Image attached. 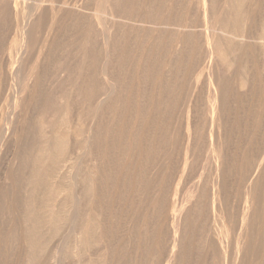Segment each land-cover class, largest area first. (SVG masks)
Masks as SVG:
<instances>
[{
    "label": "bare ground",
    "instance_id": "1",
    "mask_svg": "<svg viewBox=\"0 0 264 264\" xmlns=\"http://www.w3.org/2000/svg\"><path fill=\"white\" fill-rule=\"evenodd\" d=\"M84 1L88 5L85 8L82 4L81 10H86L75 11L76 8L70 9L75 5H71L70 15L75 19L64 20L59 28L64 34L77 22L85 28L78 26L86 35L81 42L84 44L78 47L85 56L84 61L80 58L82 69L72 74L77 75L75 82L72 79V84L61 87L70 73L63 82L58 69L62 66L65 69L68 64L63 65L66 59L53 61V57H57L59 43H66L69 37L63 40L62 35L61 42L50 38L51 42L47 37L50 43L44 44L46 47L41 45L44 53L40 61L37 58L36 68L33 66L34 75L42 79L48 70L53 75L57 68L60 77L49 73L56 79H51L46 94L37 87L44 96L42 99L38 96L40 101L31 98L39 104H33L34 111L28 110L33 113L30 112L26 123L21 122L24 125L20 124L22 129L17 135L16 124L22 114L17 106L19 98L22 99L19 82L23 80L19 79L29 61L24 57L46 39L37 42L39 38L35 36H39L38 30L46 18L54 21L57 15L60 17V11L57 0L55 4L54 0L50 4L39 0H0V34L7 35L0 37L5 38V43L3 39L0 42L5 52L10 45L15 46L14 52L13 48L10 52L14 55L18 52L16 64L11 62L15 65L13 69L7 62L9 57L0 62V171L8 161V166L3 165L7 169L0 172V180L1 183L9 180L4 190L7 195L0 192V207L10 200L11 208L6 231L1 230L6 211L0 213V262L7 254L6 249L13 247L16 250L13 264H260L255 262L249 246L260 240L262 246L258 247L264 252V231L257 229L259 221L264 222V152L260 154L264 150V128L258 130L264 125V0H195L196 19H190L198 23L197 30L189 29L190 26L181 29L186 27L182 26L186 0L181 10L180 0H141L142 4L138 0ZM136 3L135 8L141 5L138 13L133 8ZM123 10L127 15L137 10L136 14L133 12L135 16L140 15L142 22L150 21V34L155 35V41L150 35L153 42L149 41V47L145 46V39L146 48L137 45L141 49L136 47L140 51L137 54L134 46L139 41L131 40L137 21L132 20L133 27L128 21L133 15L128 18L125 15V20H121ZM179 11L183 18L176 19ZM89 13L97 16L95 22L90 20ZM59 21L58 18V25ZM74 31L75 28L71 33ZM84 35L81 34L80 40H84ZM141 35H136L140 44ZM147 35L145 38H149ZM165 45L168 48L162 49L163 57L159 56ZM66 50L65 56L69 51ZM77 50L75 47L74 51ZM131 51L132 58H128ZM14 55L11 60L15 61ZM36 55L35 58L29 55L28 59L33 61ZM26 80L21 82L23 86L29 82ZM40 83L39 86L44 85ZM247 83L259 97L256 112L263 120L254 118L255 126L251 125L250 136L247 135L250 139L245 138L248 145L241 148L239 144L231 159L230 141L234 130L242 129L236 115L242 112L238 107L244 105L241 91ZM28 88L32 90L31 86ZM24 95L26 100L32 97ZM8 108L11 110L7 117ZM126 118L134 119L135 125L139 122L138 128L128 132L124 125ZM179 126L180 136L182 133L185 138L180 145ZM238 134L241 138L242 133ZM201 136L209 146L204 144L208 147L205 153L198 142ZM11 147H14L12 157L7 160L5 154ZM207 161L210 170L202 182V168ZM252 170L254 175L250 173ZM171 176L179 177L176 185L170 182L174 186L168 183ZM186 184L192 189L191 193L187 188L186 192L192 195L187 204L183 203L190 197L183 196ZM234 193L244 197L236 215L229 206ZM237 226L244 238L242 244L238 235L237 240L226 239L228 233L233 236L230 227ZM227 240L232 241L230 247L225 244Z\"/></svg>",
    "mask_w": 264,
    "mask_h": 264
},
{
    "label": "rangeland",
    "instance_id": "2",
    "mask_svg": "<svg viewBox=\"0 0 264 264\" xmlns=\"http://www.w3.org/2000/svg\"><path fill=\"white\" fill-rule=\"evenodd\" d=\"M39 1L42 2V3H44V1H45V3L50 4L49 2H50L51 0H49V1L47 0V2H46V0H39ZM52 1H53V0H52ZM61 1H63V2L65 1V3L61 2ZM70 1H71V2H70ZM130 1H131V0H130ZM142 1H143V0H142ZM145 1H147V0H145ZM145 1H144V2H145ZM177 1H179V0H177ZM182 1H183V2H182ZM184 1H185V0H180V2H179V4H180V5H179V6H180V10L182 9V7H183L185 4H186V5H185V8H187V9H186L187 11L185 10V13H186V12H187V13H186V14L184 13V20H183V22H184L183 24H185V25H182V26H186V27H187V26H190L189 29L197 30V28H199V27L197 26L198 23H196V20H191V19H196V17H195V16H196V14H195L196 11H195V10H196V3H197L196 1H197V0H196V1H195V0H192V1H191V0H186V1H185V4H184ZM194 1H195V2H194ZM67 2H68V3H67ZM72 2H73V3H72ZM83 2H85V3H83ZM139 2L141 3V0H138V3H139ZM147 2H148V1H147ZM190 2H191V3L193 2V3L191 4ZM45 3H44V4H45ZM53 3L55 4V3H56V0H54ZM60 3H62V4H60ZM66 3H67L68 6L66 5V6H64V7H65V8H64V7H63V4H66ZM74 3H75V4H74ZM142 3H143V2H142ZM142 3H141V4H142ZM181 3H183V5H182ZM188 3H190V4H188ZM58 4H60L61 6L58 5ZM69 4H70V5H69ZM82 4H83L84 7H85V6L87 7V5H88V4H87V1H84V0H57V3H56L57 6H56V7L59 8V11H60V12H59V15H60V17H62V18H60V17L57 15V17H58L59 20H60L59 22H61V23H59L60 26L57 24V23H58V18L55 17L56 19H55L54 21H52L51 18H46V22H44L45 24L43 23L41 29L38 30V31H39V36H40V37H41L42 34L44 35V33H42L43 31L46 32V34H45L46 36H45V35H44V36L42 35L44 38H43V37L40 38L38 35H35L37 38H39V39L36 38V39H37V40H36L37 42H38L39 40L42 41V39H45V38H46L45 40H47V37H48V40L51 38L52 41H56V39L58 38V39L60 40V42H61V37H62V35L64 36V37L62 38L63 40L66 39L65 37H69V39L67 38L68 40H66V43H68L69 40H71L70 43L67 44V46H68L69 44H70V46H71V49L69 48L70 46H68V50H69V51L66 50V49H67V48H66L67 46H63V47H61L63 44L66 45V43H63V44L61 43V44H60L59 41H58L59 46H58V48H57V50H56L57 53H56V52H55V53L57 54V57L59 56L58 54H60V53H61V54L63 53V54H62L63 56H60L59 58H57V57H53V61H54L55 59H60V58H61L62 60H65V59H66V61H64V64H63V65H64V66H65V64H68V65H69V66H68V65L65 66L66 71H65V69H62L63 66H62V68L58 69V72L60 71L59 74H60L61 77L58 75L57 68L54 69L55 67H54V68L51 67V69H54V72L52 71V72H53V75L56 74V75H55L56 78H57V76H59L60 78H62V80L64 79L63 82L66 81V80H65L66 75H69L68 73H70L69 77L66 78L68 82L66 81V83H63V85H60L61 87H64V85L72 84V81L75 82V79H76V76H77V75H72V74H74V73H75V74H78V72L80 71V69H82V68H80L81 65H82V62L85 60V59H84L85 56L83 57L82 54H80V53H81V50L78 48V47H82V44H84V43H81V42H84L85 39H86V38H84L86 35H84L83 30H81V28H80V27H82V29L85 30V28H84L83 26H80L81 22H80V24L77 22V24L74 26V28H75V31H74V32L71 33V31H73L74 28H73V29H70V28H69V29L71 30V31H69L70 34H69V33L64 34L63 30H60V29L62 28V25H63L64 20H65V21H68V19H69V20H70V19H75L74 16L72 17V16L70 15V14H71V13H70V9H73V10H74V8H76L75 11L77 10V11H79V12H81V11L83 12L84 10H86V9H85L86 7L83 8V10H81V9H82V8H81V5H82ZM136 4H137V3H136ZM136 4H135V6H134L133 8H134V10L137 9L138 11H137V10H136V11H137V13H138V12H140V6H141V5H139V8H135L136 6L138 7V4H137V5H136ZM193 4H194V5H193ZM71 5H72V6L75 5V6H74V7H71ZM187 5H188V6H187ZM59 6H60V7H59ZM83 6H82V7H83ZM181 6H182V7H181ZM186 6H187V7H186ZM190 6H191L192 8H191ZM193 6H194V7H193ZM62 7H63L64 9H63ZM67 7H68V8H67ZM69 7H71V8L69 9ZM79 7H80V8H79ZM188 8H189V9H188ZM62 9H63V10H62ZM192 9H193V10H192ZM80 10H81V11H80ZM61 11H63V12H61ZM64 11H65V13L67 12L66 16H65ZM75 11H74V12H75ZM136 11H133V12H135V14H136ZM194 11H195V12H194ZM82 12H81V13H82ZM119 12H120V11H119ZM123 12H124V10L120 12L121 14H123L122 17L120 16V19H121V20H125V17L128 18V17L131 16V15H133V17L135 16V14H134L133 12H132L130 15H127L125 12H124V13H123ZM62 13H64V14H62ZM68 13H69V15H70L71 17L68 16ZM177 13H180V14H177L176 19H178V18L181 17V16H182V18H183V15H181V12H180V11L177 12ZM188 13H189V14H188ZM193 13H194V14H193ZM57 14H58V13H57ZM61 14H62V16H61ZM92 14H93V13H89V14H88V15H89V18H91V19H90L91 21L95 22L97 16H96L95 14H93V17H92ZM121 14H119V15H121ZM139 14H140V13H139ZM191 14H192V15H191ZM63 15H64L65 17H64ZM125 15H127V16H125ZM186 15H187L189 18H187ZM194 15H195V16H194ZM67 16H68L69 18H67ZM124 16H125V17H124ZM137 16H138V14L134 17V18H136V19H134L133 17L130 19V17H129V18H128V21H129L130 23H131V22L133 23V21L136 20L137 23L139 24V22H138V20H139L138 17H139L140 15H139L138 17H137ZM178 16H179V17H178ZM63 17H64V19H63ZM177 17H178V18H177ZM66 18H67V19H66ZM89 18H88V19H89ZM127 18H126V20H127ZM139 18H140L139 21H140L141 26H140V24H139L138 28H137V26H136V24H137L136 22H135V23H136V24H135V27H134V24L131 23V26L134 27V28L132 27V28H133V32L131 33V36H132V37H131V40L133 41V39H134L135 41H133V42H135V43H137L136 41H139L138 44H135V46H134V47H135V48H134V53H136V54H137V51L140 52L139 50H141V49L144 48L145 46H146V47H149V43L151 44V42H153V41L156 40L155 37H154L155 35H152V33L150 34V31H149V30H150V27H149L150 24H148V23H149L150 21L146 22L144 19H142V20H144V21L142 22V21H141V16H140ZM190 18H191V19H190ZM61 19H62V20H61ZM137 19H138V20H137ZM56 20H57V21H56ZM121 20H120V21H121ZM130 20H131V21H130ZM132 20H133V21H132ZM189 20H191V22H190ZM49 21H50V22H49ZM51 21H52V22H51ZM55 21H56V22H55ZM192 21H193V22H192ZM194 21H195V23H194ZM47 22H49V23H47ZM53 22H54V23H53ZM145 22H146V23H145ZM189 22H190V23H189ZM64 23H65V22H64ZM142 23L146 24V25H145L146 27H147V25H148L149 29H147V31H146V29H145L146 27H145L144 24H142ZM47 24H48V25H47ZM49 24H50L51 26H50ZM138 24H137V25H138ZM186 24H187V25H186ZM52 26H55V28L53 27V30H54L53 32H54V34L51 32V31H52ZM78 26H80V27H78ZM162 26L164 27V25H162ZM162 26H161V27H162ZM193 26H194L195 29H193ZM48 27H49V29H46V28H48ZM50 27H51V28H50ZM60 27H61V28H60ZM142 27H145V28L142 29ZM148 27H147V28H148ZM172 27H174V26H172ZM186 27H183L184 29H183V28H181V29H182V30L188 29V27H187V28H186ZM191 27H192V28H191ZM56 28H57V29H56ZM59 28H60V29H59ZM79 28H80V29H79ZM50 29H51V30H50ZM58 29H59L61 32H60ZM69 29H68V30H69ZM138 29H139V30H138ZM140 29H141V30H140ZM163 29H164V28H163ZM171 29H172V28H171ZM171 29H170V31H171ZM41 30H42V31H41ZM143 30H145L144 32H147V33L149 34V38H145L146 36L148 37V35H147V33H143V32H142ZM55 31H56L57 33H56ZM58 31H59V33H58ZM78 31H79V33H78ZM80 31H81V32H80ZM148 31H149V32H148ZM172 31H173V29H172ZM47 32H49L48 35H47ZM75 32H76L80 37H79V36H76L77 34L75 35ZM158 32H159V29H158ZM3 33L5 34V32H3ZM51 33H52V36H51ZM80 33L84 35V36H82V37L84 38V40H83V39L80 40V39H81V34H80ZM138 33H139V34H138ZM57 34H58V35H57ZM60 34H61V36H60ZM133 34H134V35H133ZM141 34H142V35H143V34H146V36L144 35V36L142 37ZM73 35H74V37H75L76 39H77V37H78V39L76 40V39L73 37ZM136 35H137V36L141 35V38H142L141 41L143 42V44H142V42H141V44H140V40H137V39H140V37L138 38ZM150 35H152L151 38L153 39V41H152V39H150ZM1 36L5 37L3 34H0V37H1ZM55 36H56V37H55ZM57 36H59L60 38L57 37ZM133 36H135V37H133ZM3 37L0 38L1 40L3 39L2 42H4V40H5V38L7 37V35H6L5 38H3ZM17 37H18V36H17ZM17 37H16V38H17ZM16 38H15V39H16ZM18 38H19V37H18ZM18 38H17L16 40H14L15 42L18 41L17 44L14 42V44H16V45L19 44V39H18ZM53 38H54L55 40H53ZM64 38H65V39H64ZM136 38H137V39H136ZM51 39H50V41H51ZM58 39H57V40H58ZM143 39L146 40L145 46H143V45H144V42H145ZM148 39H149V40H148ZM154 39H155V40H154ZM1 40H0V41H1ZM45 40H44V41H45ZM48 40H47L48 43H47V42L45 43L44 41H43V43H42V42H38V44L36 43L37 46H35L34 48H32V49L30 50V52L33 51V53H34V51L39 52L38 55H36L37 52H35V54H33V53L31 52L33 55H32L31 53L29 54V55H30L31 57H33V58H35V55H36V59H35L36 61L33 60V61H35V62L31 61L30 58L28 59V56H29V55H27V54H26L27 57H26V56L24 57V60H25V58H26V61H28V60L30 61V62H29V61L27 62V65H29L28 63H32V62H33V64H30V66H31L33 69H32L30 66H27V65H26V67H27L26 72L28 71L29 74H27L26 72L20 74V79H19V81H21V80L24 81L25 79H27V80H29V82H27V80H26V82H27V84H25L26 86H25V85L23 86V84H21V82H23V81L19 82V88H20L19 90L21 91V89H22V92H24L23 94H25L24 96H28V94H29V96H32V97H26V98H30V99H27V100H29V101L32 102V103L28 102V101L25 99V97L22 96V95H23L22 92H21V95L18 93V94H19V97H22V99L19 98L20 101H19V103L17 102V103H18L17 106H18V109L20 108V111H21V113H22L21 115H23V116L21 117V115H20V118H18V120H17V124H16V125H17V127H16V131L18 132L17 135H19L20 130L22 129V125H20V124H23V125H24V123H26L27 120H29V117H28V116H29L30 112L34 109V108H33V104H34L35 106H37V105L39 104V103H38V104H37V103H33L34 101H32V100H35V99H36V101H37V100L40 101V99H42L43 96H44V95L41 96V95H40V92L42 91L43 94H46L45 92H49V91H46L47 88H48V90H50V89H49L50 86L47 87V85H49V84L51 85L52 82L56 79V78L54 79V77H51V75H52V74H51V71L49 72L51 75H49V73H48L49 70L47 71V74H48V75H47V74H45V75H46L47 79H50V80H47L46 77H44L46 80H45L44 78L41 79L39 76H37V75L35 76V75H34V74H36V72H35V68H36V66L39 64L38 61H40V59L42 58L41 55L43 56V53H44V52H42V51L40 50V49H42L41 45H44V44H45L46 46H48V44L50 43ZM63 40H62V42H65V41H63ZM79 40H80V41H79ZM147 40H148V42H147ZM150 40H151V42H149ZM52 41H51V42H52ZM77 41H78V44H77L78 46L76 45ZM75 42H76V43H75ZM4 43H5V42H4ZM4 43H3V44H4ZM39 43H40V45H39ZM71 43H73V44L71 45ZM79 43H81V46H79ZM55 44H57V42H56ZM45 45H44V47H46ZM74 45H75V47H76V50L78 49L77 51H74V49H75ZM137 45H138V47L141 45V46H140L141 49H139V48L137 47ZM147 45H148V46H147ZM167 45H168V44H167ZM0 46L3 47V49L0 47V52H3V51H4L3 53H0V55H1L0 62H1V60H2L3 58H4V62H5V60H7L8 57H9L8 60H10V61L7 60V62H8L9 64H10L11 62H14V64H16V62H17V60H18V52H17V53L15 52V55H17V57H15V55L13 54V52H14V47H15V46H14V45H10V48H9V49H8V47H7L8 50L6 49V52H5V50H4V46L2 45L1 42H0ZM13 46H14V47H13ZM39 46H40V47H39ZM44 47H43V49H42L43 51H44ZM59 47H60V48H59ZM72 47H73L74 49H73ZM136 47H137L139 50H138V49L136 50ZM146 47H145V48H146ZM165 47H167V46L165 45V46L162 47V48L159 47V50H160V48H161V50L164 49V50L166 51V49H167L168 47H167L166 49H165ZM12 48H13V52H12V50H11V52H10V49H12ZM1 49H2V51H1ZM58 49L61 50V51H58ZM62 49H63V50H62ZM65 50L68 51V52H67V55H68V53H69V55H70V54L72 55V53H70V51L73 52V53H75V54H77V53L80 52V53H79L80 55H78V54H77V55H74V54H73L72 56H71V55H70V56L68 55V58H65V57L67 56V55L65 56V53H64ZM72 50H73V51H72ZM161 50H160V51H161ZM164 50H162V53H159V56H162V57H163V54H164L163 51H164ZM8 51H9V52H8ZM62 51H63V52H62ZM160 51H159V52H160ZM165 51H164V52H165ZM41 52H42V54H41ZM59 52H60V53H59ZM7 53H8V56H7ZM11 53H12V54H11ZM4 54H6V55H4ZM132 54H133V51H131L130 53L128 52V58H132V57H131ZM161 54H162V55H161ZM13 55H14V58H16L15 61H14L13 58H12L13 61L11 60V57H13ZM39 55H40V56H39ZM130 55H131V56H130ZM4 56H5V57H4ZM30 56H29V57H30ZM54 56H56V55H54ZM77 56H78L77 59H80V58L82 59V58H83L84 60L82 59V60H83V61H82V60L80 59V62H79L77 59H75ZM136 56H137V55H136ZM62 57H64V58H62ZM185 57H186V55H185ZM33 58H32V59H33ZM37 58H38V61H37ZM54 58H55V59H54ZM128 58L126 59L127 62L130 60V59H128ZM67 59H68L69 63L67 62ZM159 59H161V57H160ZM76 60H77L78 62H77ZM126 60H125V61H126ZM70 61H71L72 63H71ZM74 61H75V62H74ZM81 61H82V62H81ZM122 61H123V60H122ZM65 62H66V63H65ZM127 62H126V64H127ZM70 63H71V64H70ZM73 63H74V64H73ZM14 64H12V63L10 64V65H13V67L11 66V69L14 68V66H15ZM76 64L78 65V67H79V66H80V67H79V68H76V67H77ZM79 64H80V65H79ZM155 64H156V63H155ZM34 65H35V68L33 67ZM156 65H157V64H156ZM156 65L153 64L152 66H156ZM124 66H125V65H124V63H123V68H124ZM28 67H29L31 70H30ZM73 68H74L75 70L77 69V70H76L77 73H76V71H75ZM28 69H29L30 71H29ZM49 69H50V68H49ZM51 69H50V70H51ZM61 69L64 70V72H66V73H64V72H63L64 74L61 73V72H62ZM67 69H69L68 72H67ZM125 69H126V68H124V71H126ZM55 71H56L57 73H55ZM69 71H70V72H69ZM34 72H35V73H34ZM71 72H73V73H71ZM30 73H33V75H31ZM61 74H62V75H61ZM22 75H23V76H22ZM29 75H30V76H29ZM53 75H52V76H53ZM71 75H72L73 77H72ZM250 75H252V72L250 73ZM21 76L24 77V78H22ZM25 76H27V77H25ZM49 76H50L51 78H50ZM63 76H64V78H63ZM48 77H49V78H48ZM33 78H34V79H33ZM37 78H38V79H37ZM39 78L41 79V81H40ZM52 78H53V81L51 80ZM35 79H36V80H35ZM72 79H73V80H72ZM32 80H33V81H32ZM42 80H44V81H42ZM71 80H72V81H71ZM30 81H31V82H30ZM34 81H35V82H34ZM37 81H38V82H39V81H40V82H43L42 84H44V85H42V86H43V88H44L45 91L43 90V88H42L41 85L39 86V84H41V83H40V82L38 83ZM47 81H48V82H47ZM50 81H51V83H50ZM69 81H70L71 83H70ZM77 81H78V79H77ZM126 81H127V80H126ZM36 82H37V83H36ZM24 83H25V82H24ZM37 84H38V86H37ZM45 84H46V85H45ZM247 84H248V83H247ZM249 85H251V84L249 83V84L247 85V87H246V86L243 87L244 90L241 89V90L243 91V92L241 91V93H244V94H242V96H243L242 98L245 99V100H242L243 103H244V105H242V106H240L241 104L239 105V107H238L239 109H238V110H239V112L242 110V112H241V113H238V115H236V118H237V121L239 120V121H238V124L241 125V128H242V129H240L241 131L239 130V132L235 129L234 132L232 133V137H231V138H232L233 140L231 139V141H230V143H231V144H230V149H231V152H230V153H231V156H232L231 159H233V151H234V154H235V152L237 151V149L239 150L240 147H241V148H242V147L244 148V147H246V146L248 145V144H247L248 140H247V139L245 140V138L250 139V137H247V135L250 136V135H249V134H250V131H249V130L252 128V126H255L254 124H252V123H254V122L256 123V121H255L254 118H256L257 120H259V119L263 120V116H261V115L259 116V114L256 112V111H258V110H256V109L258 108L257 106L259 105V102H260V100L258 99L259 97H258V95H257V93H256V91H255V89H254V87H253V86L251 87V86H249ZM21 86H23V87H21ZM30 86L32 87V88H31V89H32V90H31L32 92L30 91L29 88L26 90V87H30ZM34 86H35V87H34ZM60 86L58 85V86H56V87H57V88H60ZM24 87H25V90L23 89ZM37 87L41 88L42 90L39 92V89H38ZM45 87H46V89H45ZM249 87H250V88H249ZM34 88H35V89H34ZM245 88H246L247 91H245ZM37 89H38V90H37ZM251 89H252V90H251ZM28 90H29V91H28ZM33 90H34V91H33ZM25 91H28V94H27V92L25 93ZM37 91H38V92H37ZM250 91H251V92H250ZM254 91H255V92H254ZM30 92H31L32 94H30ZM245 92L248 93L249 98H248V96L246 97L247 93H245ZM33 93H34L35 95H34ZM254 93H255V94H254ZM244 95H245V96H244ZM251 95H252V96H251ZM256 95H257V96H256ZM0 96H1V94H0ZM35 96H36L37 98H36ZM38 96H41L40 99H39ZM250 96H251V97H250ZM33 97H34V98H33ZM245 97H246V98H245ZM31 98H33V99L31 100ZM242 98H241V99H242ZM256 98H257V99H256ZM11 99H12V96L10 95V101H11V103H10V101H9V104H11V105H8V107L10 106L9 108H11V106H12V100H11ZM19 99H18V100H19ZM23 99L25 100V103H24ZM231 99H232V101H233V98H232V97H231ZM231 99H230V100H231ZM250 99H251V100H250ZM22 101H23V102H22ZM232 101H231V102H232ZM245 101H247V102L250 103V104H248V103L245 102ZM249 101H250V102H249ZM257 101H259V102H257ZM26 102H27V105H26ZM254 102H257V103H254ZM20 103H21V106H19ZM234 103H235V102H234ZM243 103H242V104H243ZM31 104H32V106H31ZM144 104L147 106V103H144ZM144 104H143V105H144ZM255 104H257V105H255ZM29 105H30V107H32V108H30ZM145 105H144V106H145ZM22 106H23V107H22ZM35 106H34V107H35ZM251 106H252V107H251ZM253 106H254V107H253ZM28 107H29V109H28ZM244 107H246V108H244ZM256 107H257V108H256ZM9 108H8V111L11 110V109H9ZM22 108H23V109L26 108L27 110L24 109V110L22 111ZM240 109H241V110H240ZM244 109H245V110H244ZM251 109H252V110H251ZM28 110H31V111L28 112ZM243 110L245 111V113L243 112ZM248 110H249V111H248ZM8 111H7V117H8V113H9V115H10V111H9V112H8ZM33 111H34V110H33ZM249 112H250V113H249ZM31 113H33V112H31ZM242 113H244L245 116H247V114L250 115V116L245 117L244 114H242ZM19 114H20V113H19ZM240 114H241L242 116H241ZM24 115H25V116L27 115V116L25 117ZM31 115H32V114H31ZM31 115H30V116H31ZM232 115H233V114H232ZM255 115H256L257 117H256ZM138 116H139V114H138ZM251 116H253L252 118H253L254 120L251 119ZM7 117H6V118H7ZM27 117H28V119H27ZM242 117H243V119H242ZM244 117H245V119H244ZM259 117H262V118H259ZM249 118L251 119V121H250ZM258 118H259V119H258ZM19 119H20V121H19ZM21 119H22V120H21ZM23 119H24L25 121H24ZM126 119H127V118H126ZM126 119L124 120V125H125V128L127 129L128 132H130L131 130H135L136 128H138L137 126H139V122L136 123V125H135V124L133 123V120H134V119H131V121H130V119L128 118V119H127L128 122H127ZM181 120H182V119H181ZM261 120H259V121H261ZM129 121H130V122H129ZM135 121H137V120H135ZM252 121H253V122H252ZM21 122H24V123H21ZM131 122H132V124H130ZM181 122H182V121L179 120V124H180ZM262 122H263V121H262ZM244 123H245V125H244ZM261 124L263 125V123H261ZM127 125H128V126H127ZM131 125H132V126H131ZM251 125H252V126H251ZM6 126H7V123H6ZM181 126L183 127V125H181ZM181 126L178 127V131H179V128H180V131H179V132L177 131V132H178V134H177V136H178V142H179L178 145H180L181 141H184V139H185L184 137H182V133H181V136H180ZM242 126H243V127H242ZM244 126H246V127H244ZM247 126H248V127H247ZM243 128H245L246 130H244ZM263 128H264V125H263V127H262V126L259 127L258 130H259V129L262 130ZM18 130H19V131H18ZM129 130H130V131H129ZM251 130H252V129H251ZM236 131H237V132H236ZM245 131H249V132L247 133V132H245ZM204 133L207 134L206 131H205ZM234 133H235V136H234ZM238 133H242V134H241V138H240V135H239ZM246 133H247V134H246ZM236 134H238V135H236ZM179 136H180V137H179ZM203 136H204V135H203ZM203 136H201L202 138H201V137L199 138V141H198V142H199L200 146L203 148V152L205 153V152H207L209 146H208L207 143L204 142V140H202V139H204ZM243 136H244V137H243ZM238 137H239V138H238ZM180 138H182V139H180ZM242 138H243V139H242ZM179 140H180V141H179ZM241 140H243V141H241ZM240 141H241V142H240ZM202 142H203V143H202ZM239 142H240V143H239ZM243 143H246L245 146H244ZM204 144H206L208 147H207L206 145H204ZM233 144H234V145H233ZM239 144H240L241 146H240ZM242 145H243V146H242ZM11 146H12V145H11ZM237 146H238V147H237ZM239 146H240V147H239ZM231 147H232V148H231ZM233 148H234V149H233ZM230 149H229V150H230ZM9 150H10V151L7 150L8 152L6 151V154H5V155H6V156H5V159H7V160H8L10 157H12V153H13L12 150H14V147H11V149H9ZM9 152H10V153H9ZM237 152H238V151H237ZM237 152H236V153H237ZM263 152H264V150L262 149L261 152H260V154H263ZM9 155H11V156H9ZM259 156H262V155H259ZM260 158H261V157H260ZM5 162H6L5 165L2 164V167H1V170H2V171H5V170L7 169V167H4V166H8V161H5ZM3 165H4V166H3ZM205 165H206V166H205ZM205 165H203V168H202V178H201V179H202V182H205V180H206V175H204V174H207V172H209V170H210V162H209V161L205 162ZM204 167H205V170H204ZM207 167H209V168L207 169ZM3 168H6V169L4 170ZM255 170H256V168L254 169V171H255ZM2 171H0V172H2ZM206 171H207V172H206ZM254 171L252 170L250 173L252 174ZM165 172H166V171H165ZM168 172H169V170L167 171V173H168ZM250 173H249V179H251V176L254 175V173H253L252 175H251ZM168 174H169V173H168ZM203 175H204L205 177H204ZM0 176H1V174H0ZM178 178H179L178 176H177V177H176V176H175V177H173V176L168 177V179H170V180L172 179V181L169 180V182H168V183H169V186H174V185H176V183H177L176 179H178ZM247 178H248V177H247ZM263 178H264V177H263ZM173 179H175V180H173ZM249 179H248V180H249ZM262 180H264V179H262ZM262 180H261V181H262ZM1 181H2V180H0V184H1V185H0V186H1V187H0V188H1V189H0V192L3 191V193L1 192L2 195L4 194V196H6L7 194L4 193V190L8 187V185H9V184H8V181H9V180H7V181L5 180V181H4V182L6 183V185H5L4 182L1 183ZM173 181H174V182H173ZM145 182H146V181H144L143 183H145ZM170 182H171V183H175V184L173 185V184H171ZM262 183H263V181L261 182V185H262ZM170 184H171V185H170ZM263 184H264V183H263ZM4 185H5V187H4ZM189 185H191V184H189ZM185 186H186V188L183 187V188H184L183 191L185 190V193H187L186 191H188V189H189V190H190L189 192H191L192 189L189 188V187H187V186H188L187 184H186ZM262 186H263V185H262ZM190 187H192V186H190ZM187 188H188V189H187ZM147 190H148V188L146 189V191H147ZM149 191H150V188H149ZM149 191H147V192H149ZM189 192L187 193V195L184 193L183 196H185V197H186V196H190V197H187V199H186L185 197H183V200H184V198H185L184 202L182 201L183 203L186 202V204H187L188 202H190L192 195H189ZM36 193H37V192H36ZM36 193H34V195H35ZM191 193H192V192H191ZM240 193H242V188H241ZM240 193L237 194V196H236V194L234 193V194H232L231 197L229 198V202L231 203V204L229 203L230 210L233 211L232 213L235 214V215H236V212H238V211L241 210L240 208H241L242 205L244 204V203H243V202H244V201H243V199H244L243 194H241V195H242L241 197L238 196V195H240ZM143 195H144V194H143ZM145 195H146V194H145ZM232 196H234V197H232ZM235 196H236V197H235ZM242 197H243V199H242ZM238 198H239V199L241 198L242 200L240 201ZM5 199H6V198H5ZM5 199H4V200H5ZM234 199H235V200H234ZM6 200H7V199H6ZM237 200H238V201H237ZM232 201H233V202H232ZM254 201H256V198L254 199ZM6 202H8V203H6ZM6 202L4 201V203H3L4 205L2 204L3 207H0V213H2V212H4V211H6V213L8 212L7 214H6V213H3L4 215H3V218H2V220H3V221H2V226H3V227L1 226V228H2L1 230H5V231H6L7 228L10 226V217H11V216H10V215H11L10 200H7ZM237 202H238V203H237ZM232 203H233V204H232ZM6 204H8V205H6ZM237 204H238V205H237ZM6 206H7V209H3V208H6ZM235 206H236V207H235ZM8 209H9V210H8ZM234 209H235V210H234ZM238 209H239V210H238ZM2 210H3V211H2ZM237 210H238V211H237ZM9 212H10V214H9ZM234 212H235V213H234ZM235 215H234V216H235ZM240 216H241V214H240ZM240 216H239V217H240ZM5 217H6V218H5ZM239 219H240V218H239ZM259 223H263V224H259ZM259 223L257 224V226H258L257 229H259L261 232H263V231H264V227H263L264 222L259 221ZM261 225H262L263 228L261 227ZM6 227H7V228H6ZM259 227H260V228H259ZM3 228H4V229H3ZM236 228H238V226H237ZM236 228H234V229L236 230ZM228 229H229V227H228ZM234 229L230 227V232H231V230H232V232H234V233H233V236H232L231 233H228V234H227L228 237H226V239L230 238V240H231L232 238L235 237V240H237V239H238L237 237L239 236V241L241 240L240 243L242 244V241L244 240V238H243V239L241 238V233H240V231H239V228H238L237 231H235ZM233 230H234V231H233ZM228 232H229V230H228ZM235 232H237V234H236ZM230 234H231V235H230ZM234 235H235V236H234ZM237 235H238V236H237ZM229 236H230V237H229ZM236 238H237V239H236ZM257 239H259V238H257ZM232 241H233V239H232ZM232 241H229V243H228V240H227V241L225 242V244L229 246V244H230ZM254 242H255L257 245L254 244ZM254 242H252L253 244L250 243V244H251V245L249 244L250 246L248 245V246H249V249H250L251 251H252V250L254 251L252 254L255 255V256H254V258H255V262L260 263V264H263L262 262L264 261V260H263L264 252H263V254H262V250L260 249L261 246H262L261 244L259 245L260 240H257L258 243H257L256 241H254ZM227 243H228V244H227ZM231 244H232V243H231ZM231 244H230V246H231ZM226 245H225V246H226ZM252 245H253V247H252ZM230 246H229V247H230ZM248 246H247V247H248ZM254 246H255V247H254ZM258 246H259L260 248H259ZM227 248H228V247L226 246V249H227ZM251 248H254V249H251ZM258 248H259V249H258ZM250 250H249V251H250ZM251 251H250V252H251ZM255 251H256V252H255ZM258 251H259V252H258ZM10 252H11V253H10ZM6 253H7V254H4L5 257H6V259H5V257L3 258V256H4V255H3L0 264H7V263H8V264H13L14 261H15L14 259L16 258V256H15L16 250H15L13 247H9V248L6 249ZM260 253H261V254H260ZM7 255H8V256H7ZM8 257H10V258H8ZM13 257H14V258H13ZM259 257H261L262 259L259 258ZM11 258H13V259L11 260ZM260 259H261V260H260ZM9 260H11L12 262L9 261ZM13 260H14V261H13ZM69 260H70V259H69ZM69 260H68V262H69ZM4 261H5V262H4ZM7 261H9V262H7ZM261 261H262V262H261ZM3 262H4V263H3ZM6 262H7V263H6ZM70 263H71V261H70Z\"/></svg>",
    "mask_w": 264,
    "mask_h": 264
}]
</instances>
